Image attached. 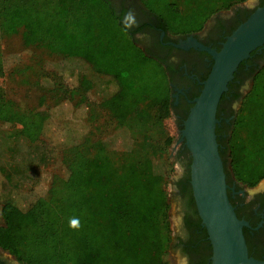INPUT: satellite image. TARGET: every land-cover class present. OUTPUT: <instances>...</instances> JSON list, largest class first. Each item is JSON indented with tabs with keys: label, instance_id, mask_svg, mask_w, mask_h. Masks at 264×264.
Returning <instances> with one entry per match:
<instances>
[{
	"label": "trees",
	"instance_id": "trees-1",
	"mask_svg": "<svg viewBox=\"0 0 264 264\" xmlns=\"http://www.w3.org/2000/svg\"><path fill=\"white\" fill-rule=\"evenodd\" d=\"M140 1L171 34L200 30L236 3ZM99 2L105 34L92 0H0V242L28 264H173L169 75ZM125 55L140 64L125 72ZM244 63L243 75L255 71ZM227 151L238 179L264 178V64L236 110ZM78 156V206L67 219L54 216L44 196L56 176L69 181Z\"/></svg>",
	"mask_w": 264,
	"mask_h": 264
},
{
	"label": "flooded vegetation",
	"instance_id": "flooded-vegetation-1",
	"mask_svg": "<svg viewBox=\"0 0 264 264\" xmlns=\"http://www.w3.org/2000/svg\"><path fill=\"white\" fill-rule=\"evenodd\" d=\"M116 4L122 20L132 25L129 29L136 43L150 55L162 60L172 87L171 109L179 133L178 158L183 165V172L174 181V200H178L182 214L170 247L178 249L184 256L182 264H210L212 246L196 207L191 184L192 156L182 131L194 99L199 95L203 81L213 64L212 51H218L227 37L261 7L264 0H257L255 5L251 6L232 5L229 9L217 11L208 17L200 30L182 34H171L163 30L156 16L140 0H121ZM129 10L134 13V19L132 17L125 19V13ZM248 59L244 61L243 70L250 71L252 68L262 66L264 47L252 52ZM241 70L238 68L231 85L220 99L217 109L216 141L230 201L237 216L247 223L243 226V233L248 253L253 258L264 260V178L255 184L241 181L232 172L228 160L227 141L238 108L237 95H241V89L252 75V73L243 75ZM190 197L193 202H190ZM6 224L4 206L0 203V230ZM0 264L28 262L19 259L0 242Z\"/></svg>",
	"mask_w": 264,
	"mask_h": 264
},
{
	"label": "water",
	"instance_id": "water-1",
	"mask_svg": "<svg viewBox=\"0 0 264 264\" xmlns=\"http://www.w3.org/2000/svg\"><path fill=\"white\" fill-rule=\"evenodd\" d=\"M262 47L264 4L227 37L218 51H212L213 64L194 99L182 131L192 156L191 184L196 207L212 246L210 264H264V260L253 258L248 253L243 233V226L247 223L237 216L230 201L216 141L220 99L240 64ZM260 67L246 80L237 107L252 87L253 76Z\"/></svg>",
	"mask_w": 264,
	"mask_h": 264
},
{
	"label": "rangeland",
	"instance_id": "rangeland-1",
	"mask_svg": "<svg viewBox=\"0 0 264 264\" xmlns=\"http://www.w3.org/2000/svg\"><path fill=\"white\" fill-rule=\"evenodd\" d=\"M95 3L94 11L92 12V15L94 16L95 21H102L103 17V11L105 10V7L103 3L99 2V0H92ZM107 8L114 14L116 19H119L122 21L123 24L125 23L124 20H122V16L120 13V10L117 9V4L121 0H103ZM123 1V0H122ZM257 0H236V3L233 4V6L236 5H241V6H251L255 5ZM101 11V12H100ZM112 20V18H110ZM112 22H114L112 20ZM102 27L101 31L103 34L106 33V30L109 29L108 23L105 24L104 21L101 23ZM125 26V25H124ZM130 30V29H128ZM116 33H119V30H115ZM134 38V35H132ZM135 41V39H134ZM136 43V41H135ZM137 44V43H136ZM110 49H116L117 51L119 50V42L117 44H112L111 46H108ZM138 61L135 60L134 57L132 56H124L123 60L121 61L122 67H124V71L128 72L132 66H135L137 64L138 66ZM140 64V63H139ZM141 72H143V68L139 67ZM9 84V83H8ZM158 88H161L160 85H158ZM175 120L172 116V118L169 119L168 121V126L169 129L174 136V141L171 144L169 148V156L172 161H174V168L175 170L173 171V174L169 180L168 183V189H169V200H170V218H171V224H172V236L175 234V232L178 230L179 227V218L182 214L181 212V206L178 202V200H174V181L178 177V175H181L183 172V165L178 158V151L180 147V141H179V133L177 130V127L175 125ZM84 168V158L81 156L76 157L72 167H71V173L69 177V181L63 180L60 176H56L53 179L52 185L50 190L45 194L44 200L46 204L49 206L50 211L54 216L57 215H62L66 219L70 215V211L73 210L74 208H77L78 204V199L81 196L82 193V187H81V174ZM252 172V170H247L243 168L239 174H245ZM170 258L173 262V264H182L184 262V256L180 253L178 249H172L170 247Z\"/></svg>",
	"mask_w": 264,
	"mask_h": 264
},
{
	"label": "clouds",
	"instance_id": "clouds-1",
	"mask_svg": "<svg viewBox=\"0 0 264 264\" xmlns=\"http://www.w3.org/2000/svg\"><path fill=\"white\" fill-rule=\"evenodd\" d=\"M129 17H132L134 19V13H132L130 10L125 13V19H128ZM126 27L130 28L132 27V25L129 24V25H126ZM71 223H72V226L76 225V221H72Z\"/></svg>",
	"mask_w": 264,
	"mask_h": 264
}]
</instances>
